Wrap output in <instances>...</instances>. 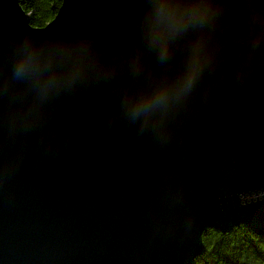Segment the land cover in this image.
Returning a JSON list of instances; mask_svg holds the SVG:
<instances>
[{
  "label": "water",
  "instance_id": "1",
  "mask_svg": "<svg viewBox=\"0 0 264 264\" xmlns=\"http://www.w3.org/2000/svg\"><path fill=\"white\" fill-rule=\"evenodd\" d=\"M152 0H63L34 28L0 0V264H193L206 230L264 225V46L244 36L242 0H218L214 59L159 126L122 115L125 94L175 79L146 51ZM87 37L107 78L33 102L15 74L25 42Z\"/></svg>",
  "mask_w": 264,
  "mask_h": 264
},
{
  "label": "clouds",
  "instance_id": "2",
  "mask_svg": "<svg viewBox=\"0 0 264 264\" xmlns=\"http://www.w3.org/2000/svg\"><path fill=\"white\" fill-rule=\"evenodd\" d=\"M244 36L253 52L264 46V0H242ZM223 16L218 0H152L140 22L142 47L166 65L171 53L185 46V64L178 76L160 79L134 94H125L122 115L142 128L159 126L163 117L190 94L196 80L214 59V37ZM110 65L102 62L87 37L55 44L21 45L15 58V74L33 92V102L44 105L51 97L79 85L107 78Z\"/></svg>",
  "mask_w": 264,
  "mask_h": 264
},
{
  "label": "trees",
  "instance_id": "3",
  "mask_svg": "<svg viewBox=\"0 0 264 264\" xmlns=\"http://www.w3.org/2000/svg\"><path fill=\"white\" fill-rule=\"evenodd\" d=\"M63 0H18L34 28L45 27ZM203 251L193 264H264V225H240L228 233L206 230Z\"/></svg>",
  "mask_w": 264,
  "mask_h": 264
}]
</instances>
